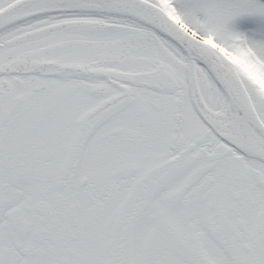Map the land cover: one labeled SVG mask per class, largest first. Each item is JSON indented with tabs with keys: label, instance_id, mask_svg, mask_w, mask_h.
Segmentation results:
<instances>
[{
	"label": "snow or ice",
	"instance_id": "6c2138e0",
	"mask_svg": "<svg viewBox=\"0 0 264 264\" xmlns=\"http://www.w3.org/2000/svg\"><path fill=\"white\" fill-rule=\"evenodd\" d=\"M0 264H264V0H0Z\"/></svg>",
	"mask_w": 264,
	"mask_h": 264
}]
</instances>
